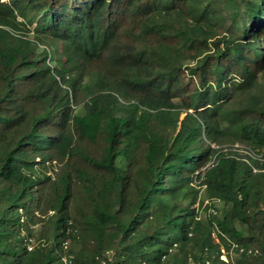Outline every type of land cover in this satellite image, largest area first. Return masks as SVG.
<instances>
[{"label":"trees","instance_id":"obj_1","mask_svg":"<svg viewBox=\"0 0 264 264\" xmlns=\"http://www.w3.org/2000/svg\"><path fill=\"white\" fill-rule=\"evenodd\" d=\"M212 12L0 0V264H264V157L220 147L264 149V0L230 34ZM196 182L222 216L183 204Z\"/></svg>","mask_w":264,"mask_h":264},{"label":"rangeland","instance_id":"obj_2","mask_svg":"<svg viewBox=\"0 0 264 264\" xmlns=\"http://www.w3.org/2000/svg\"><path fill=\"white\" fill-rule=\"evenodd\" d=\"M203 4H206L207 2L210 3L213 12L211 13V19L218 24V26L221 27L223 32L230 34L231 32H237V29L239 28L240 24L242 22L245 23V19L243 16V7L245 4V0H202ZM262 21H264V15L261 17ZM261 22V21H260ZM259 22V23H260ZM30 36L34 37V33L30 32ZM43 46L40 45L39 49H42ZM57 49L59 51L60 46L57 45ZM257 90L260 92H264V71L260 76L259 83ZM175 109L181 108V103H179L177 100H175ZM184 116V113L181 114L180 118ZM212 146L219 147L215 143H212ZM221 148L224 150H231L232 152H236L239 155H232L235 158V163H239L240 158L237 156L241 155H249L253 158H263L264 157V149L261 151H258L257 149H254L253 147L237 142L235 138L233 137H227L222 145H220ZM198 184L197 182L195 183ZM198 192L195 194H192V196H189L185 201H183V204L186 205L189 208H195L198 211V214L200 213L201 219L205 221L206 218H208L210 213V208L215 207L217 210V213L214 216H222V212L224 209V205L222 202L212 201L206 196L205 186L199 187L197 185ZM211 203V205H210ZM37 229V228H35ZM215 241V239H214ZM36 242V239L31 242V245L34 246ZM216 242V241H215ZM228 242H230L228 240ZM74 248H81L82 250H92L94 247V244L91 239H87L86 241H80L74 244ZM226 247V246H225ZM238 253L233 247H230L229 249L226 248V253H224L228 260V264H240L237 262ZM108 256H111V253L108 254ZM223 259V258H222ZM190 262L192 260L190 259Z\"/></svg>","mask_w":264,"mask_h":264},{"label":"built area","instance_id":"obj_3","mask_svg":"<svg viewBox=\"0 0 264 264\" xmlns=\"http://www.w3.org/2000/svg\"><path fill=\"white\" fill-rule=\"evenodd\" d=\"M216 213H217V210L215 209V207L210 208L209 216L210 215H215ZM197 218L201 219L200 213L198 214ZM213 223H214V229L212 231V235L211 236L215 239L216 242L221 243L220 232H219V230H218V228L216 226V223L215 222H213ZM30 241L32 242V239ZM220 247H221L220 248V250H221V258H223V260H225L226 262H230L231 259L228 260V258H227L228 255L226 256L224 254V253H226V247L224 245H221ZM231 247L237 248V245L235 243H231ZM28 249H30V250L32 249L31 243L28 244ZM240 251H243V249L241 248ZM249 252H251V249L249 250ZM62 262H63V264H69L70 263V259L67 256H64L62 258ZM203 263L204 264H211L209 259L205 260L204 262L197 261L195 264H203Z\"/></svg>","mask_w":264,"mask_h":264}]
</instances>
